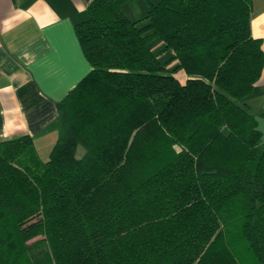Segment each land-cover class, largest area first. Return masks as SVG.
Here are the masks:
<instances>
[{
	"label": "trees",
	"instance_id": "16d2710c",
	"mask_svg": "<svg viewBox=\"0 0 264 264\" xmlns=\"http://www.w3.org/2000/svg\"><path fill=\"white\" fill-rule=\"evenodd\" d=\"M126 1L75 26L91 70L48 159L0 141V264H264L252 0H158L139 20Z\"/></svg>",
	"mask_w": 264,
	"mask_h": 264
},
{
	"label": "crops",
	"instance_id": "0c3cea01",
	"mask_svg": "<svg viewBox=\"0 0 264 264\" xmlns=\"http://www.w3.org/2000/svg\"><path fill=\"white\" fill-rule=\"evenodd\" d=\"M92 1L0 0V141L27 135L42 162L67 135L65 97L91 70L75 26ZM128 1L122 10L131 19ZM146 2L145 12L157 3ZM250 30L264 49V0H252ZM247 109L264 118V71Z\"/></svg>",
	"mask_w": 264,
	"mask_h": 264
},
{
	"label": "rangeland",
	"instance_id": "374dc122",
	"mask_svg": "<svg viewBox=\"0 0 264 264\" xmlns=\"http://www.w3.org/2000/svg\"><path fill=\"white\" fill-rule=\"evenodd\" d=\"M151 3H156L158 0H149ZM129 3L127 4V8L126 12L127 15L132 19V20H139L142 19L147 11L145 12V10H143L142 6L143 4H147L146 0H133V1H128ZM146 8H149V5H147ZM260 105V102H256L252 104V112L257 111L256 108H258V106ZM259 119V118H257ZM260 122V130L262 132H264V118H262L261 120L259 119ZM83 150L81 148L78 149V155L82 154ZM45 161V160H44ZM32 242V241H31Z\"/></svg>",
	"mask_w": 264,
	"mask_h": 264
}]
</instances>
